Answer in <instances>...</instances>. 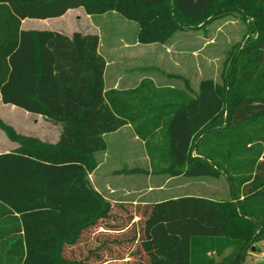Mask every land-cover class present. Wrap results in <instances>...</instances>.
Segmentation results:
<instances>
[{
  "label": "trees",
  "instance_id": "trees-1",
  "mask_svg": "<svg viewBox=\"0 0 264 264\" xmlns=\"http://www.w3.org/2000/svg\"><path fill=\"white\" fill-rule=\"evenodd\" d=\"M76 9L135 22L140 45L165 44L231 11L252 19L253 38L232 58L225 85L204 79L195 97L174 92L162 104L146 80L105 90L97 35L21 29ZM0 101L61 127L55 144L11 131L19 148L0 154V264H238L264 241V0H0ZM126 125L169 176H225L233 200L104 198L88 177L104 135ZM196 242L214 251L196 254Z\"/></svg>",
  "mask_w": 264,
  "mask_h": 264
},
{
  "label": "rangeland",
  "instance_id": "rangeland-1",
  "mask_svg": "<svg viewBox=\"0 0 264 264\" xmlns=\"http://www.w3.org/2000/svg\"><path fill=\"white\" fill-rule=\"evenodd\" d=\"M67 19H77V21L70 23ZM252 22L251 18L244 17L240 12L231 11L211 20L206 25L200 23L176 33L165 44H154L152 51L149 52L147 51L149 48L128 47L136 44L138 25L114 12L90 16L85 14L83 9L70 10V14L65 17L47 20L26 19L23 29L41 31L58 29L64 32L77 30L76 28L80 31L89 29V32L98 34L100 37L102 54L107 53L108 49L115 48L120 55L116 59L117 66L112 64L108 67L106 76L108 80L112 79L115 73L132 78L144 77L146 81L152 80L154 82H150L153 87L159 90V102L165 104L168 101H176L173 98L169 100V96L173 97L174 92L195 97L199 83L204 79H212L225 85L232 58L245 41L253 38ZM133 54L137 55L136 58H131ZM38 117L17 107L4 105L0 101V154L10 149L14 152L19 148L18 143L10 138L11 131L19 136L48 143L38 138V135L46 133V125L42 124L41 120H37ZM29 128H33L32 133ZM160 139L161 134L158 132L154 140L160 143ZM152 174L169 176L164 172V165L161 164L152 165ZM145 175H149L148 166H146ZM194 186L198 189L197 194L206 195L210 192L217 201H232L234 197L232 186L225 176L210 179L208 184H202L200 181ZM170 192L169 190L166 194H159L154 191L141 197L140 200L163 201L174 197ZM134 198L128 197L130 200ZM211 247L210 243L196 242L193 251L196 254H200L202 249L213 252ZM231 252L232 248H227L223 255ZM130 261V263L133 262ZM240 264H264V241L250 244Z\"/></svg>",
  "mask_w": 264,
  "mask_h": 264
},
{
  "label": "crops",
  "instance_id": "crops-1",
  "mask_svg": "<svg viewBox=\"0 0 264 264\" xmlns=\"http://www.w3.org/2000/svg\"><path fill=\"white\" fill-rule=\"evenodd\" d=\"M68 14H70V11H68L62 17L68 16ZM67 20L70 23H76L77 21V19ZM23 24L24 20L21 22V29L25 30L23 29ZM76 29L77 30H71L70 32H64V30L58 29L44 31H56L68 36H71L75 32H79L83 35L94 34L89 32V29H84L83 31H80L78 28ZM94 35L98 36V34ZM100 45L101 39H99L98 52L106 62L104 74L106 91L132 90L135 89L142 82V80H145L144 77L132 78L130 76H122L121 74L117 73L113 75L112 79L108 80L106 77L108 67L112 64L116 65V59L120 55H118V50L115 48L108 49L107 53L102 54L100 51ZM154 46V44L140 45L136 40V44L128 47H131L132 49L139 47L149 48L147 50L149 52L150 50L152 51ZM147 51L144 52L146 53ZM136 56V54H133L131 55V58H136ZM150 81L154 82L152 80ZM38 116L39 117L37 120H41L42 124L46 125V133L38 135V138L43 141L46 140L49 144H55L60 137V125H57L40 115ZM29 131L32 133L33 128H29ZM104 139L107 143V149L104 152L96 154L95 159L97 161V167L89 174L88 178L93 189L100 193L107 200L113 203H130L133 205L149 204L155 202L141 201L140 198H143L147 194L149 195L154 191L159 192V194H166L167 191L169 192V190L171 191L170 194L174 195V197L170 199H176L179 197H203L216 200L213 195L210 194V192H208L206 195L196 193L198 189L195 188L194 184H199L200 181L202 184H208L210 179L205 180L204 178L171 176L162 177L152 174V165H163L162 161L164 160L159 156L154 155V158L151 161L147 153L145 143L136 136L133 125H126L117 132L106 134L104 135ZM153 144H158V142L154 140ZM12 151L13 149H10L4 153H10ZM146 166L149 168V175L147 176L145 175ZM117 197H121V199H117ZM128 197L135 198L130 200Z\"/></svg>",
  "mask_w": 264,
  "mask_h": 264
},
{
  "label": "water",
  "instance_id": "water-1",
  "mask_svg": "<svg viewBox=\"0 0 264 264\" xmlns=\"http://www.w3.org/2000/svg\"><path fill=\"white\" fill-rule=\"evenodd\" d=\"M252 251H254V248H252ZM246 254H247V250H245V251L242 253L241 258H240V261H239L238 264H240V263L242 262V260H243L244 257L246 256Z\"/></svg>",
  "mask_w": 264,
  "mask_h": 264
}]
</instances>
